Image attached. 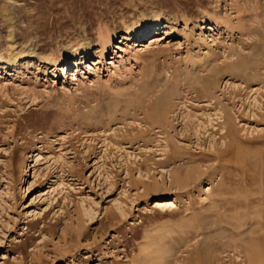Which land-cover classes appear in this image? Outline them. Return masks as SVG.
Masks as SVG:
<instances>
[{
  "label": "rangeland",
  "instance_id": "1",
  "mask_svg": "<svg viewBox=\"0 0 264 264\" xmlns=\"http://www.w3.org/2000/svg\"><path fill=\"white\" fill-rule=\"evenodd\" d=\"M155 15L166 34L140 50L152 33L125 27ZM79 41L74 72L58 59ZM11 46L34 53L8 66ZM0 65V264L264 252V0H0Z\"/></svg>",
  "mask_w": 264,
  "mask_h": 264
},
{
  "label": "bare ground",
  "instance_id": "2",
  "mask_svg": "<svg viewBox=\"0 0 264 264\" xmlns=\"http://www.w3.org/2000/svg\"><path fill=\"white\" fill-rule=\"evenodd\" d=\"M2 15L3 16H6L7 15V8L6 7H3L2 9ZM149 20H152L153 22H150L148 23ZM152 23H155L154 25H152L151 27L150 24ZM167 24H162V23H159V17L157 15L151 17V18H143V20L140 21V23L137 25H132V26H126L125 27V31L126 32H129L131 34H134V35H138L140 36L142 33L143 36H146L148 34H151L153 36L151 37H147V39L143 42V43H137L136 46L137 47H140V50H142L143 46H144V43L147 42V45L144 46V47H150L152 46L153 44H158V42L163 39V36L164 34H166V28H167ZM143 28H146L141 32H139L141 29ZM127 35L125 39L129 40L130 36ZM9 37L10 38V41H12V32L10 31L9 32ZM114 37V33L112 32H108L106 31L105 33H99L98 35V43L100 44V52H99V57L97 58V61L94 62V64H97L101 61V58L104 56L105 54V50L107 49L108 45L110 44L111 42V39ZM142 36L138 37V38H141ZM13 46H11V51L9 52L8 54V60H7V64L8 66H13V67H16L17 66V60H18V57L20 56V54L24 53V52H27L29 55L33 54L34 53V50L32 48H23L21 49L20 51L21 52H14V48H12ZM89 47H90V43L89 42H86V41H79V42H75L74 44L70 43L68 44L67 48H64L61 52V56L58 60L60 61H64V62H67V60L69 61L68 62V65L69 66H74V72H78V66L79 65H83V58H85V56L89 55ZM82 53H85L84 55H82ZM136 54V53H134ZM81 55V56H80ZM210 51H207V53L205 52L204 55H203V59H206L208 60L210 58ZM137 56V55H136ZM68 57V59H67ZM198 59H200L198 57ZM57 61V60H56ZM61 67V71L62 73H64L65 71V68L64 66H60ZM0 68H6V67H3V65H0ZM146 92V91H145ZM38 156V154H36V157ZM39 157V156H38ZM191 172V171H190ZM189 172L186 173V175L181 178L179 175L177 174H174L170 179H169V185L168 186H171V187H180L181 185L184 184L185 181L188 182V180L191 178V175L188 174ZM198 176V175H197ZM195 177V176H194ZM196 178V177H195ZM146 189H149V186L148 185H145ZM157 186H159V184L155 183L153 184L151 187L152 188H157ZM186 186V185H185ZM54 187V186H53ZM176 187V188H177ZM50 188V187H49ZM209 189V187L207 188ZM49 191V189H48ZM51 191H54V188L51 189ZM49 193V192H48ZM249 199V198H248ZM246 198V200H248ZM257 200V199H256ZM175 201H176V198L174 199H162V200H159V201H154L157 206H167L168 205H173L175 204ZM241 201V200H240ZM252 202L254 201H251V204L250 202L248 201V203L250 205H252ZM264 203V202H263ZM233 204V202H232ZM248 204V205H249ZM155 206V205H154ZM158 206V207H159ZM248 207V206H247ZM264 211V210H263ZM262 212V211H261ZM264 213V212H263ZM253 215V213H252ZM236 216V215H235ZM237 217V216H236ZM235 218V217H234ZM233 218V219H234ZM236 219V218H235ZM237 220V219H236ZM241 221V219H240ZM239 221V222H240ZM258 221V220H257ZM264 222V221H263ZM264 223H261V221H258L256 222L255 226L259 227L260 229H262V232L264 231L263 230V225ZM237 225V224H236ZM233 226V225H232ZM243 227V225H240L239 224V227ZM237 228V227H236ZM258 229V230H260ZM252 232V231H251ZM256 233V232H255ZM261 235V234H260ZM254 240V239H253ZM252 240V241H253ZM253 243V242H251ZM144 249H147L146 247H142ZM262 250V249H261ZM246 256H247V260H248V264H264V252H260L259 250L257 251L256 247L254 244L250 245L247 249H246Z\"/></svg>",
  "mask_w": 264,
  "mask_h": 264
}]
</instances>
